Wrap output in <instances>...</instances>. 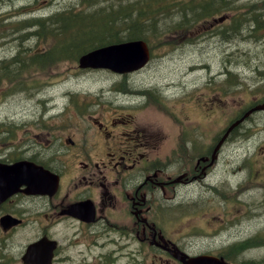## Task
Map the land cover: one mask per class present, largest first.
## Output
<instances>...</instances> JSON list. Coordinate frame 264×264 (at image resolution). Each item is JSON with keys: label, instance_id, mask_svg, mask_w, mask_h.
I'll return each instance as SVG.
<instances>
[{"label": "rangeland", "instance_id": "1", "mask_svg": "<svg viewBox=\"0 0 264 264\" xmlns=\"http://www.w3.org/2000/svg\"><path fill=\"white\" fill-rule=\"evenodd\" d=\"M123 1L127 4L138 0ZM143 1L139 5L145 10H149V1L152 8L153 2L155 7L160 6L155 15L160 16L159 28L146 34L152 45L151 61L129 78L109 69L80 68L72 58L41 67L31 65L24 71H19L15 64L1 65L0 70L6 73L0 74V141L24 135L30 123L39 122L33 128L37 142L46 143L56 135L62 136L59 130L68 133L80 126H90V112L118 108L136 113L151 126L163 128L167 136L163 143L165 151L176 153L173 144L178 142L180 158L186 160L204 152L210 140L249 104L264 101V22L251 35L245 36L251 32L250 25H246L242 29L244 37L229 36L233 16H242L245 21L254 10L264 16V0H237L239 7L221 10L215 16L217 22L213 23L214 17H210L206 24L195 25H178L179 17L172 13L176 0ZM84 2L0 0V58L17 54L14 43H3L12 27V22L5 19L9 14L17 12L10 20L20 22ZM52 43L50 36L33 40L26 35L19 44L20 56L28 58L36 49H44L43 44L50 47ZM229 68L233 72L227 75ZM119 88L129 92L125 100L126 93ZM45 126L55 128L57 133L47 136V131L39 130ZM5 129L9 130L8 135L2 132ZM178 136L180 141L175 140ZM158 139L162 142L161 133ZM214 173L210 177L213 182L223 180L219 190L222 194L213 193L199 182L183 187L180 197L168 201L169 210L181 215L176 224L181 223L182 234L195 243L191 249L196 254L215 253L225 247L210 240L215 239L221 217L227 215L217 238L227 244L250 238L248 247L234 257L236 262L247 264L242 260L254 259L255 263L264 264V110L253 113L229 137Z\"/></svg>", "mask_w": 264, "mask_h": 264}, {"label": "flooded vegetation", "instance_id": "2", "mask_svg": "<svg viewBox=\"0 0 264 264\" xmlns=\"http://www.w3.org/2000/svg\"><path fill=\"white\" fill-rule=\"evenodd\" d=\"M88 114L90 126L47 144L33 128L0 142V264H183L180 251L194 254L195 243L168 201L183 187H208L212 148L182 160L180 144L166 152L163 128L136 113ZM38 166L58 176L55 189L26 184Z\"/></svg>", "mask_w": 264, "mask_h": 264}, {"label": "trees", "instance_id": "3", "mask_svg": "<svg viewBox=\"0 0 264 264\" xmlns=\"http://www.w3.org/2000/svg\"><path fill=\"white\" fill-rule=\"evenodd\" d=\"M189 2L191 4H184L179 12L173 13V15L179 17L180 24L191 22L190 24L195 25L202 23L210 17H215L220 12V8L225 7L228 3L226 0H190ZM139 3H142V1L127 4L119 3L116 7L112 3L111 6L102 5L90 9L72 5L55 13L49 19L38 18L39 30L37 31L46 33L49 31L48 22H51L55 26L52 29L53 33L56 35L58 30H63L66 33V39L64 37L62 44L54 46L51 51L39 52L30 59L43 63L60 56V50L64 48L71 49L68 57H72V55L77 57L88 50L110 43L135 38L148 39L146 36L148 30L152 32L158 31V19L160 16L158 18L155 16L157 10L152 9L151 4H149L150 9L145 10L142 9ZM146 14L150 15L146 16ZM52 17L54 19L51 21ZM28 23L29 21L27 20L22 21V26ZM240 23H242V20L240 21V18L235 17L234 24L229 28L231 34L239 33L238 27ZM20 62L25 63L26 60L21 59ZM232 72L231 68H229L226 73L228 75ZM249 241H241L240 244H235L236 246H232L231 249L237 247L236 252L243 251L249 245ZM243 262L257 264L255 260Z\"/></svg>", "mask_w": 264, "mask_h": 264}, {"label": "water", "instance_id": "4", "mask_svg": "<svg viewBox=\"0 0 264 264\" xmlns=\"http://www.w3.org/2000/svg\"><path fill=\"white\" fill-rule=\"evenodd\" d=\"M150 59V50L146 41L142 39L130 40L93 50L80 58L82 67H109L118 72H130L147 64ZM264 104L257 105L253 110L263 109ZM245 117L234 122L227 130L226 135ZM186 264H229L223 259L214 256L202 255L186 260ZM183 259V257H181Z\"/></svg>", "mask_w": 264, "mask_h": 264}]
</instances>
